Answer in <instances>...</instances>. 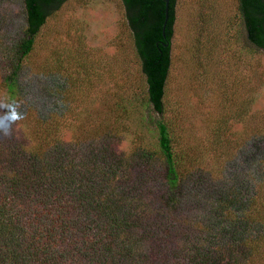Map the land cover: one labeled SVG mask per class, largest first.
Returning <instances> with one entry per match:
<instances>
[{
    "label": "trees",
    "instance_id": "trees-1",
    "mask_svg": "<svg viewBox=\"0 0 264 264\" xmlns=\"http://www.w3.org/2000/svg\"><path fill=\"white\" fill-rule=\"evenodd\" d=\"M65 1L20 0V26L0 31V264H259L264 207L245 181L218 183L162 121L156 149L117 156L118 131L101 127L122 101L102 121L52 69L30 71L37 34ZM120 1L144 105L161 116L176 0L165 23L164 0ZM235 1L246 42L264 53V0Z\"/></svg>",
    "mask_w": 264,
    "mask_h": 264
},
{
    "label": "rangeland",
    "instance_id": "rangeland-1",
    "mask_svg": "<svg viewBox=\"0 0 264 264\" xmlns=\"http://www.w3.org/2000/svg\"><path fill=\"white\" fill-rule=\"evenodd\" d=\"M23 14L20 0H0V31L18 28ZM36 44L30 71L52 69L64 78L68 94L96 105L93 112L102 121L116 110L107 107L122 101L124 111L101 127L118 131L117 156L156 149L155 124L162 121L180 155L202 164L218 183L242 179L264 207V53L246 42L235 0L175 1L161 116L144 105L120 0H66L46 19ZM83 104L75 112L85 110ZM225 161L234 168H222L219 162ZM140 172L133 168L128 174ZM259 238L264 251V234Z\"/></svg>",
    "mask_w": 264,
    "mask_h": 264
},
{
    "label": "water",
    "instance_id": "water-1",
    "mask_svg": "<svg viewBox=\"0 0 264 264\" xmlns=\"http://www.w3.org/2000/svg\"><path fill=\"white\" fill-rule=\"evenodd\" d=\"M168 1L169 0H164V23L167 19V14H168Z\"/></svg>",
    "mask_w": 264,
    "mask_h": 264
}]
</instances>
